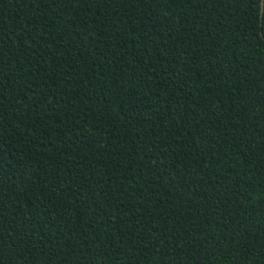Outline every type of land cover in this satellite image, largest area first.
I'll return each mask as SVG.
<instances>
[{"label":"trees","instance_id":"1","mask_svg":"<svg viewBox=\"0 0 264 264\" xmlns=\"http://www.w3.org/2000/svg\"><path fill=\"white\" fill-rule=\"evenodd\" d=\"M261 0H0L5 264H264Z\"/></svg>","mask_w":264,"mask_h":264},{"label":"water","instance_id":"2","mask_svg":"<svg viewBox=\"0 0 264 264\" xmlns=\"http://www.w3.org/2000/svg\"><path fill=\"white\" fill-rule=\"evenodd\" d=\"M263 9H264V0H261L260 2V22L262 21Z\"/></svg>","mask_w":264,"mask_h":264},{"label":"snow or ice","instance_id":"3","mask_svg":"<svg viewBox=\"0 0 264 264\" xmlns=\"http://www.w3.org/2000/svg\"><path fill=\"white\" fill-rule=\"evenodd\" d=\"M0 264H5V256L3 252H0Z\"/></svg>","mask_w":264,"mask_h":264}]
</instances>
